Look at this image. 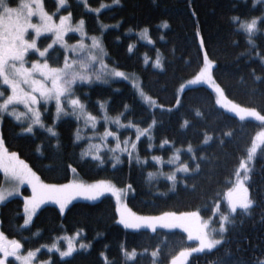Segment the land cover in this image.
Returning a JSON list of instances; mask_svg holds the SVG:
<instances>
[{"label":"trees","instance_id":"1","mask_svg":"<svg viewBox=\"0 0 264 264\" xmlns=\"http://www.w3.org/2000/svg\"><path fill=\"white\" fill-rule=\"evenodd\" d=\"M44 2L47 11L57 17L71 13L76 22L83 19L88 34L102 40L103 68L137 75L144 92L159 105H147L132 83L117 76L76 82L73 96L86 105L89 113L101 118L99 129L106 128L103 118L107 114L141 129L148 128L153 120L155 124L139 140V156L133 151L131 157L123 155L116 163L106 151L101 160H95L83 155L86 141L77 140L79 121L70 116L57 118L55 103H42L43 121L54 133L40 127L27 133L30 121L20 123L0 112L7 149L17 153L48 184L69 183L75 169L87 182L109 180L121 188L132 187L127 201L140 215L200 211L205 219H214L211 226H219L221 214L229 212L227 190L234 184L236 171L262 125L242 121L220 108L215 93L207 86L189 87L181 98L178 90L200 72L206 52L216 64L214 77L226 95L264 114V23L259 22L260 31L249 43L248 34L239 29L235 19H264V2L87 0L85 4L67 0L61 10L58 0ZM10 4L15 6L16 0H10ZM145 29L151 42L143 40ZM52 39L43 36L40 49L47 48ZM79 40L76 34L67 37L69 43ZM65 56L66 50L56 45L45 58L50 65L62 67ZM158 56L162 67L155 63ZM29 58L40 59L35 53ZM112 128L125 138L137 137V131L129 127L119 130L112 124ZM177 153L178 164L173 162ZM197 162L199 170L195 169ZM182 164H187L190 171L178 173L174 186L168 176ZM4 182L0 173V187ZM249 188L254 203L247 211L238 209L231 215L222 235L223 244L193 255L188 264H259L264 260V145L254 161ZM23 193L31 194L28 188ZM217 204L221 214L216 213ZM24 206L23 197L9 199L1 205L0 220L3 233L27 250L51 245L64 235L82 233L79 243L87 247L69 258L41 252L40 259L51 260L52 264H171L173 256L190 246L187 234L180 230L126 229L118 222V207L111 196L96 202H75L66 213L57 206H44L29 227L24 226ZM157 249L159 255L153 258L151 254ZM133 250L138 256L129 260L126 252Z\"/></svg>","mask_w":264,"mask_h":264},{"label":"snow or ice","instance_id":"2","mask_svg":"<svg viewBox=\"0 0 264 264\" xmlns=\"http://www.w3.org/2000/svg\"><path fill=\"white\" fill-rule=\"evenodd\" d=\"M65 2L66 0H59L60 5H64ZM116 2H119V0H116ZM102 7H105V5H102ZM95 11L99 12V9ZM34 16L38 17V23L32 22ZM70 19L71 13H69L68 16H61L59 18V23H56L53 16L45 11L43 0H16L15 6H12L8 0H0V85H7L11 89V94L6 98H4V92L0 91V112H7L10 106L16 103H23L28 111L26 113L17 114L15 110H13L11 115L15 116L17 120L22 116H29L33 124H39L41 123L40 112L38 108L34 106L38 105L41 99L44 101L55 99L57 118H59L61 112L64 111L61 97H71L73 95L72 86L77 80L91 81L92 76L89 73V69L94 67L96 62H100L102 67H106V65H103L102 61H99L96 55L91 53H89L86 58L87 62L84 60L69 61V58L65 56L63 67H50L46 58L43 64L39 61H32L31 67H26V56L30 49H36L41 57H45L48 48L52 47V44H49L48 48L40 51L37 48L35 39L29 40L26 38L29 35L30 29L34 30L36 37H39L42 32L54 33L55 40H53V43L59 42L65 49L75 51L77 47L81 49L87 47L82 41L78 42L75 46H69L64 41L65 33L71 30L79 31L82 37L87 35L83 30V19L78 22V26L75 29H72ZM235 19H237L239 27L248 34L249 43H252V35L260 31L257 28V23L258 21L264 23V19L253 18L251 21L245 22H239V18ZM146 32L147 29H145V33ZM91 40L92 48L102 52L103 48L99 39L93 36ZM200 42L202 45V37ZM204 60V67L200 70L196 78L189 81V83H197L202 80L210 83L213 81L211 68L214 61L208 59L206 52L204 54ZM155 63L157 66L162 67L159 56ZM111 74L115 76L125 75L123 72L119 71H113ZM37 76L40 78L38 79ZM96 79H100V76L97 75ZM214 87L217 92L223 94V89H221L219 85H214ZM139 91L141 96H144L146 100L151 102V97H147L142 89ZM220 102L219 100L217 101V103ZM68 103L72 106L74 111L78 107L81 112H83L84 105L80 102L79 98L68 99ZM177 103H179V101H177ZM125 108H127V105H125ZM230 110L236 112L242 120L246 117H253L256 121L264 125V114H261L256 108L241 107L240 105L233 104ZM87 118L93 122L96 119L92 117L91 114H88ZM104 118L107 119V116L105 115ZM116 122H119V117L116 118ZM154 124L155 120H153L148 128H144L143 130L137 128V140H139L141 135L149 133L150 128ZM185 124H187V121H185ZM26 131H32L31 125ZM49 131H52V129H49ZM230 134L231 133H229V135ZM104 135L115 136L116 133L106 131ZM77 139H79L78 134ZM260 145H264V128L256 134L251 147L247 149V160H242L239 169L236 171V184L234 187H230L227 190L226 199L230 213H235L237 208L247 211L254 203L250 198L249 189L245 185V180L250 178L247 175V173L251 171L248 167V161L254 158ZM135 147L136 145L132 144V148L135 149ZM117 148H119V144H117ZM121 151H127V148L121 149ZM188 151H192L191 145H189ZM129 156L131 157V153H129ZM153 159L159 158L154 157ZM174 159L178 160L179 157L176 156ZM193 159H195L194 154ZM199 168L200 163L197 162L195 169L199 170ZM0 169H3L6 174V179L11 178V180L17 184V188L7 192L3 188H0V202H3L7 196H11L13 191H18V185L23 184L25 181L32 184L33 196L25 198V211L28 213L25 224L29 223L32 214L46 199L56 200L60 204L61 211H63L67 204L70 203L71 199L74 198V195H87L91 199H96L97 196L102 195L104 191H112V189L108 187L101 188L96 185L84 186L74 182L64 185L44 184L40 182L39 177L31 168L27 166L25 162L19 160L17 153H7L2 134H0ZM177 170L184 172L190 171L187 164H182ZM240 170H244L245 172L243 177L240 175ZM152 175V173H149V176ZM169 179L173 181V185L175 186L176 176L174 173L169 176ZM70 190L73 192V195H66ZM216 210L219 211V204L216 205ZM190 217H199V212L180 213L179 215L176 213H164L160 217L137 218L133 221L125 219L123 213H121V221L126 227L140 228L142 225L147 224L153 231L156 230L157 224L166 228H174L178 225L186 227L185 221ZM220 221L221 223L218 231L222 236L223 233L227 231L225 224L231 223V221L228 214H221ZM187 231L188 239H193V235H195V239L199 242V245L196 248L181 249L177 255L171 258V264H185L187 258L192 253L202 252L205 249L213 250L223 242L222 239L213 238L217 230L212 229L210 232L207 224H202L195 233H193L191 228H187ZM77 235H79V233H77ZM4 239V234L0 232V250L4 251L5 256H15L17 251L22 248V245L19 241H12V250L9 252L2 242ZM80 246L85 247V245ZM53 247H56V245H53ZM74 251V247L69 244L68 249L62 251L60 255L69 256ZM36 252H39V249H36L35 252L28 251L24 256H17V259L20 260L22 264H32ZM126 255L134 257L136 252L135 250L131 253L126 252ZM151 255L153 258H156L159 255V249L153 251ZM0 264H3L2 260H0ZM48 264H51V262L49 261ZM259 264H264V260L259 261Z\"/></svg>","mask_w":264,"mask_h":264},{"label":"rangeland","instance_id":"3","mask_svg":"<svg viewBox=\"0 0 264 264\" xmlns=\"http://www.w3.org/2000/svg\"><path fill=\"white\" fill-rule=\"evenodd\" d=\"M82 1L85 3V0H82ZM255 1L257 3L258 2H264V0H255ZM8 2L10 3V0H8ZM43 4H44L45 11L49 15H52L53 16V19L56 21V23H59V18L61 16H68V15H61L60 17H57L55 14H51V13H49L47 11V9L45 7L44 0H43ZM85 4H87V0H86V3ZM58 5H59V10L63 9L67 5V0H66V2H65L64 5H60L59 4V0H58ZM251 20L252 19H250V20L249 19H244V20H239V21L240 22H245V21H251ZM32 22L33 23H38L39 22L38 17H35L34 16L33 19H32ZM78 22H76L73 19L72 15H71L70 24H71L72 29H75L78 26ZM259 22L260 21H258V23H257V28H259ZM239 29H241V28L239 27ZM83 30H84V32L87 33V35L84 36V37L81 36V33L79 31H75V30L68 31L64 35V41L69 46H75V45L78 44V42H81V41H82V43L84 45L87 46L85 49H81V48L77 47L75 51H72L70 49H65L63 47V45H61L59 42L53 43V40H55V34L52 33V32H42L39 37H36L34 30H31L30 29L29 30V35L26 38L29 39V40L35 39L36 40L37 48L40 51H43L39 47V41H40V39L43 36L50 35L53 38L52 39V42L50 43V44H52V47H54L56 45L63 47L66 50L67 54H68L69 61H71V60H78V61L79 60H84L85 61L86 60L85 62H87V59L86 58L89 55V53H91L93 55H96L99 58V61H102L103 65H106L105 60H104L105 59L104 58L105 57V51H104L105 49H104V46H103V43H102L101 38L95 36V37H97L99 39L100 44L102 45V48H103V51L102 52L99 51V50H97V49L92 48V40H91V37H93V36H91V35L88 34L85 21H84V25H83ZM241 30H243V29H241ZM70 34H76V35H78L80 37V40L78 42H75V43H69L67 41V37ZM142 37H143V40L144 41L151 42V40H150V38L148 36V30H147L146 33L144 31V33L142 34ZM51 48H48V51ZM48 51L45 53V56L48 53ZM33 53L39 55V52H37L36 49H30L28 55L26 56V61H27L26 67H31V62L32 61H39L41 64L44 63L45 57H41L40 55H39L40 59L31 60L29 57ZM208 59L211 60L210 58H208ZM211 61H213V60H211ZM204 63H205V61H204ZM48 64H49V62H48ZM215 65L216 64L214 62L213 66L211 68V75L213 77V81L211 83L210 82H207V81H203V80L202 81H199L197 83H189V81H192V80H194L196 78V76L198 75L197 74V75L193 76L192 78L188 79L187 81H185L180 86V88L178 90L179 97L181 98L184 90L187 89V88H189V87L207 86V87H209V88H211L213 90V92L215 93V96H216L217 101L218 100L221 101L220 103H218V105H219L220 108H222L226 112H228V113H230V114L238 117L240 120H242L240 118V116L236 112L231 111L230 109L232 108V105L233 104L240 105L241 107H246V106H243V105H241V104H239V103L231 100L226 95L225 90L216 81V79L214 77L213 71H214ZM49 66L50 67H54V66H52L50 64H49ZM203 67H204V65H203ZM54 68H57V67H54ZM104 68H106V67H104ZM104 68L101 66V63L100 62H96L95 65H94V67H92V68L89 69V73L92 76V80L96 79V76L97 75L100 76V80H103L104 78H107L108 76H111L112 78H115L116 77L115 75H112L111 74L113 71H109V70L104 69ZM114 71H118V70H114ZM119 72H123L125 75L124 76H117V77L118 78L125 79V80L129 81L130 83H132L133 86L135 87V89L137 90V92L139 93V95L141 96L139 90L140 89L143 90V88H142V84H141L140 78H138L137 75L132 74V73H129V72H125V71H119ZM37 78L39 79L40 77L37 76ZM96 80H99V79H96ZM77 82H82V81L81 80H77ZM214 85H219L220 88L223 89V94H220L219 92H217V90L214 87ZM6 89H8V92H7ZM0 91H3L4 92V98H6L8 95L11 94V89L7 85H0ZM143 93L147 97H150V96H148L144 92V90H143ZM76 98L77 97H75L73 95L71 97H61V102H62V106H63L64 111L61 112V114L59 115V118H62V117H65V116L66 117L67 116H70V117H73V118H75V119H77L79 121V123H80V128L78 130L79 139H77V140L78 141H86V146H85V149L83 151V155L85 157L92 158V159H95V160H101L102 159V156H103V153L106 152V151H108L110 153V155H111V158L116 163H118L119 160H120V158L123 155H126V154L129 155V153H131V156H132V154H134L133 151H135L136 155L139 156V154H138V143H139V140L144 135L149 134L150 133V130H149V133H146L144 135H141L140 138H139V140H137V138H132L131 136L125 138V137L122 136L121 131H116V130H114L112 128V124H115L116 127H117V129H119V130L127 129L126 127H129L131 129H134V130L137 131V128H139V127H137V126H135L133 124L132 125L131 124L125 125L121 121L120 118H119V122H116V119L111 118L108 114L106 115L107 116V119L103 118V120L106 122V128L104 130L103 129H99V125H100V123L102 121L101 118H97V117L93 116L91 113H89L88 110H87V108H86V105L84 103H82L80 101L84 105L83 112H81V110L78 107L75 109V111L73 110L72 106L68 103V99H76ZM141 98L143 99V101L147 105H149L152 108H155V107L159 106L158 103H157V101L155 99H153V98H151V102H149L148 100H146L144 96H141ZM42 103H46V104L55 103V105H56L55 99H51V100H48V101H44L43 99H41L40 100V103L38 105H35L34 106V107L38 108V110L40 112V120H41V123H39V124H33L32 121H31V119L29 118V116H22L19 120H17L15 118V116L11 115V112L13 110H15V112L17 114H19V113H26L28 111V109L25 107V105L23 103H16L15 105L10 106L9 107V110L7 112H5V113L10 114L17 122H20V123L30 121V124H31V127H32V131L31 132L26 131L27 133H32L36 127H40V128H44V129H48V130L49 129H52V131H50V132L54 133L53 128H48L45 125L44 121H43L42 112L40 110V104H42ZM56 114H57V112H56ZM88 114H91L92 117H95L96 118L94 122L92 120H90V119L87 118L88 117ZM261 114H263V113H261ZM242 121H255V122L261 124L259 121H256L255 118H253V117H246ZM262 128H264V125H262L261 129L259 130V132L262 130ZM139 129L140 130H143L141 128H139ZM106 131H109V132H112V133H116V135L115 136H113V135L105 136L104 133ZM0 134H2V120H0ZM2 137H3V135H2ZM117 137H118V139H117ZM117 144H119V148H117ZM132 144H135L136 145L135 149L132 148ZM4 146H5V144H4ZM262 147H263V145H260V147H258V149H257V153L254 156V158L252 160L248 161V167L251 169V171L247 173V175L249 177H250V174H251L252 169H253V166H254V161H255V159H256V157H257V155H258V153H259V151H260V149ZM5 148L7 150V153H15V152H12L9 149H7L6 146H5ZM125 148H127V151H121V149H125ZM176 156L180 157V153H177ZM18 157H19V160L25 162L23 159L20 158L19 155H18ZM175 160L176 159H174L173 162H175V163L178 164V162L175 161ZM245 160H247V158ZM157 161L159 163H161V164L163 163V161L161 159H157ZM25 164H27V163L25 162ZM27 166H29V165L27 164ZM179 168H180V166H178L176 168V170L173 172L175 174V176H177V174L180 173V172H184V171H178L177 169H179ZM31 170L39 177L40 182H42L44 184H48L45 181H43V179L32 168H31ZM0 173H2L4 175V177H5V182H4V184L0 188H3L6 192L17 188V184L13 180H11V178H7L6 179V174L4 173L3 169H0ZM240 175H241V177H243L245 175L244 170H240ZM236 179H237V177L235 176L234 184L231 187H234V185L236 184ZM249 179L245 180V185L247 186L248 189H250L249 188ZM73 182L76 183V184H82L84 186L96 185V186H99L101 188L108 187V188H111L112 191H104L103 194L97 196L96 199H91L87 195H74V198L71 199L70 203H68L67 206L64 208V210L61 211L63 213H66L68 207L70 205H72L73 203H75V202H78V201L96 202V201L101 200L105 196H111V197H113L115 199L116 204H117V207H118V211L120 212V219H119L118 222H119L120 225H122L126 229L134 230V231H138V230H149L151 232H156L158 229H164V230H169V231L180 230V231H183L184 233H186L187 234V238H188L187 228H191L193 230V233H195V231L197 229H199L202 226V224H207L208 225V230L210 232H211L212 229H216L217 230V232L214 234L213 238H215V239H222V241L224 242V236H221V234H219V231H218L219 228H220V225L219 226H217V225L216 226H214V225L211 226V224L213 223V220L214 219L213 218L212 219H209V220L205 219L202 216V214H201L200 211H195V212H199V217H190V218H187L186 219V221H185L186 227H181V226L178 225L177 227H174V228H166V227H163L160 224H157L155 231H153L152 228L149 227L147 224L142 225L140 228L126 227L125 224L121 221V213H123L125 219H128L129 221L136 220L137 218L160 217L163 214H161V215H154V216H146V215H140V214L136 213L135 211H133V209H131V207L129 206L128 201H127L129 194L132 192V187H130V186L127 187V188H121V187L117 186L113 181H109V180H101V181H95V182H87V181L82 180L79 177L78 171L75 170V169L73 170V178H72V180L69 183H66V184H70V183H73ZM61 185H64V184H61ZM24 188H28L30 190L31 194L29 196H24V193H23V189ZM249 193H250V190H249ZM66 195H73V192L70 190L68 193H66ZM32 196H33L32 184H30L27 181H25L23 184L18 185V191H13V194L11 196H7V198L3 202H0V209H1V205L3 203H5L6 201H8L9 199H12V198H15V197H23L24 200H25V198L32 197ZM250 198H251V196H250ZM226 201H227V199H226ZM47 205L57 206L61 210L60 204L56 200L46 199L42 204L39 205V207L32 214L31 220L29 221V223L28 224H24V226L25 227H29L33 223V221H34L37 213L44 206H47ZM238 209H240V208H237V210ZM237 210H236V212H237ZM168 213H176V212H168ZM189 213H192V212H189ZM216 213L217 214H221L220 209H219V211L216 210ZM235 213L228 212L227 214L229 215V218H230L231 215H234ZM24 214H25V220H26L28 218V213L25 211V206H24ZM176 214L179 215L180 213H176ZM225 227L227 228V223L225 224ZM0 232L3 233L2 228H1V220H0ZM78 233H79V235H77V233H76L74 235H64V236H61V237L57 238V240L53 244L41 247L39 249V252H36L35 253V257L33 259L32 264H48L49 261L52 264V261L51 260H42V259H40V254H41L42 251L56 252V253H58L60 255V253L62 251H66L68 249V247H69V244H71L74 247L75 251L71 255H69V256H61L60 255L62 258H69V257L73 256L78 250L84 249L85 247H87L86 245H85V247H81L80 246V245H83V244H80L79 243L80 238L82 236V233L81 232H78ZM4 238L5 239L2 241L3 244H4V247L9 252H11V250H12V244H11V242L12 241H16V240H13V239L8 238L5 234H4ZM188 241L190 243V246H188L186 248H196L199 245V242L195 239V235H193V239H191V240L188 239ZM222 243L220 245H218L216 248H218L219 246H221ZM53 245H56V247H53ZM35 250H27V249H25L24 246H22V248L17 251V254L15 256L14 255H7V256H5L4 251L0 250V260L3 261V264H13V263H15V264H22V262L17 259V256H24V255L27 254L28 251L35 252ZM208 251H211V250L205 249L202 252L192 253L187 258L185 264H188L190 258L193 255H195V254H201V253L208 252ZM129 253H131V252H129ZM137 256H138V252H136V255L134 257L128 256V259L129 260H134V259H136Z\"/></svg>","mask_w":264,"mask_h":264},{"label":"crops","instance_id":"4","mask_svg":"<svg viewBox=\"0 0 264 264\" xmlns=\"http://www.w3.org/2000/svg\"><path fill=\"white\" fill-rule=\"evenodd\" d=\"M118 213H119V219H120V212L118 211Z\"/></svg>","mask_w":264,"mask_h":264},{"label":"bare ground","instance_id":"5","mask_svg":"<svg viewBox=\"0 0 264 264\" xmlns=\"http://www.w3.org/2000/svg\"><path fill=\"white\" fill-rule=\"evenodd\" d=\"M226 234V233H225ZM223 244V243H222Z\"/></svg>","mask_w":264,"mask_h":264}]
</instances>
